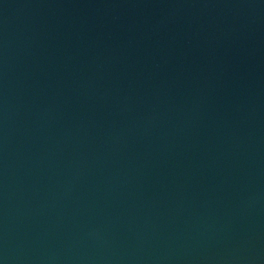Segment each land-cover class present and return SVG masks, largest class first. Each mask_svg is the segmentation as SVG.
Returning <instances> with one entry per match:
<instances>
[{
  "label": "water",
  "instance_id": "water-1",
  "mask_svg": "<svg viewBox=\"0 0 264 264\" xmlns=\"http://www.w3.org/2000/svg\"><path fill=\"white\" fill-rule=\"evenodd\" d=\"M0 264H264V0H0Z\"/></svg>",
  "mask_w": 264,
  "mask_h": 264
}]
</instances>
